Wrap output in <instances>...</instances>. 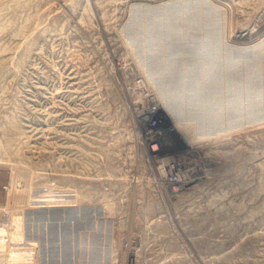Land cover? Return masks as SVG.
<instances>
[{
  "label": "rangeland",
  "instance_id": "obj_1",
  "mask_svg": "<svg viewBox=\"0 0 264 264\" xmlns=\"http://www.w3.org/2000/svg\"><path fill=\"white\" fill-rule=\"evenodd\" d=\"M177 1L0 0V264H264V123L229 104L264 119V0ZM170 95L206 139L169 122L166 198L128 122Z\"/></svg>",
  "mask_w": 264,
  "mask_h": 264
},
{
  "label": "built area",
  "instance_id": "obj_2",
  "mask_svg": "<svg viewBox=\"0 0 264 264\" xmlns=\"http://www.w3.org/2000/svg\"><path fill=\"white\" fill-rule=\"evenodd\" d=\"M128 124L136 145L134 163L141 159L144 173L153 175L159 191L167 194L166 198L178 196L191 180L187 177L185 154L162 151L166 134L172 132L166 113H162L158 104L137 107Z\"/></svg>",
  "mask_w": 264,
  "mask_h": 264
},
{
  "label": "bare ground",
  "instance_id": "obj_3",
  "mask_svg": "<svg viewBox=\"0 0 264 264\" xmlns=\"http://www.w3.org/2000/svg\"><path fill=\"white\" fill-rule=\"evenodd\" d=\"M193 2H197V1L196 0H181V1L173 2V3L171 2L167 6V8L168 9L169 8L170 9L171 8H174L178 4L179 7H182V8H184L186 10L187 9V6L188 7L191 6L193 4ZM221 29H223V28L221 27ZM210 33H212V32L209 31V33H207V34H210ZM218 35H219L218 32H216L217 44L214 41L209 40V42L207 41V43H206L205 46H207V48H211L213 50L214 48H217V46L218 47H221V46L227 45V43L224 42V32H222V36H221L222 38H221V42L220 43H219V40H218L219 39ZM255 49L253 50V52H251V54H253L255 52H258L260 49H262V50L264 49V40L260 43L259 50H258V47L255 48ZM233 53H234V51L232 52V55L230 57V61H234L236 59V57H237V55H235ZM156 71H158L157 68H156ZM249 82L247 84V89H248L247 96H245V98H244L242 96V90H241V88L244 87V86L242 87L241 85L246 84V83L245 82H240V84H237L236 85V88L235 89L233 88V90L236 91V92H235V94L233 93L231 95V97L229 98V104L231 105V108H233V109H236L237 108V109H242V110L248 109L249 111H255L254 113H256V115H255V117L251 118V121H249V123L257 124V125L258 124H262V123H264V119H261V115H260L261 114V110H262L261 101H262V97H263V94L261 93V89H260V86L261 85H259L257 87L256 91L253 92L252 90L249 89V86H250ZM192 88L193 87H191V89ZM195 88L197 89V85H196ZM170 96H165V97H163V99H161L162 100V104H163V106L165 108L166 115L168 117L169 122L173 123V125L176 128L181 129L184 132V135L186 137H190L191 139H194V138H199L201 140L202 139H206V137H204L203 134H197L196 133V126H195L196 124L190 122V120L178 119V116L176 117V114H177L176 113L177 112L176 110H177L178 107L176 105L175 106L172 105V102H175V101H177L180 98H179V96H177V99L174 100L176 98V96H175V98L172 97V95H170ZM245 101L248 102L247 105L244 104ZM176 103L177 102H175V104ZM194 106H197V105L194 103ZM199 135L201 137H199ZM205 135L206 136H209L210 134L207 132Z\"/></svg>",
  "mask_w": 264,
  "mask_h": 264
},
{
  "label": "water",
  "instance_id": "obj_4",
  "mask_svg": "<svg viewBox=\"0 0 264 264\" xmlns=\"http://www.w3.org/2000/svg\"><path fill=\"white\" fill-rule=\"evenodd\" d=\"M218 32H219V35H218V37H219V43L221 42V40H220V37H221V34H220V32H221V27L219 26V28H218ZM249 124H252V123H249Z\"/></svg>",
  "mask_w": 264,
  "mask_h": 264
}]
</instances>
